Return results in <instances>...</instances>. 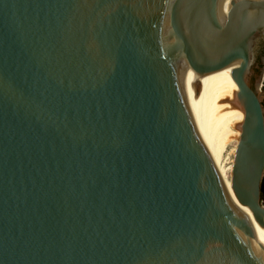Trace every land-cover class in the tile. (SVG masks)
I'll list each match as a JSON object with an SVG mask.
<instances>
[{"label":"water","instance_id":"1","mask_svg":"<svg viewBox=\"0 0 264 264\" xmlns=\"http://www.w3.org/2000/svg\"><path fill=\"white\" fill-rule=\"evenodd\" d=\"M212 1L0 0V264L264 256L201 140L208 72L235 61L232 189L264 227V56L255 87L243 76L264 51V0H228L213 57Z\"/></svg>","mask_w":264,"mask_h":264},{"label":"bare ground","instance_id":"2","mask_svg":"<svg viewBox=\"0 0 264 264\" xmlns=\"http://www.w3.org/2000/svg\"><path fill=\"white\" fill-rule=\"evenodd\" d=\"M230 9L231 4L228 0H213L208 7L204 41L205 48L211 57L216 53V45ZM249 42L253 45L255 38ZM235 64L234 61L208 72L212 90L202 120L201 140L223 187L221 202L234 218L250 226L257 243L264 247V227L254 220L248 208L238 202L232 189L235 156L245 119L244 110L239 104L240 88L232 77ZM250 73L249 70H245L244 78L250 76ZM256 90L262 99L261 86H258ZM249 248V250L246 249L248 259L256 264H264V256L260 254L258 246L252 244Z\"/></svg>","mask_w":264,"mask_h":264},{"label":"rangeland","instance_id":"3","mask_svg":"<svg viewBox=\"0 0 264 264\" xmlns=\"http://www.w3.org/2000/svg\"><path fill=\"white\" fill-rule=\"evenodd\" d=\"M261 56H262V51L260 50L259 55L257 57H261ZM261 69H262V65L257 64V63L252 67V70L249 76V84L251 83L250 85L252 87H255L256 80L261 76ZM263 99H264V96L262 97V101Z\"/></svg>","mask_w":264,"mask_h":264},{"label":"trees","instance_id":"4","mask_svg":"<svg viewBox=\"0 0 264 264\" xmlns=\"http://www.w3.org/2000/svg\"><path fill=\"white\" fill-rule=\"evenodd\" d=\"M263 96H264V79H263V86H262ZM263 105H264V99H263ZM260 198H261V204L264 206V175L260 184Z\"/></svg>","mask_w":264,"mask_h":264},{"label":"flooded vegetation","instance_id":"5","mask_svg":"<svg viewBox=\"0 0 264 264\" xmlns=\"http://www.w3.org/2000/svg\"><path fill=\"white\" fill-rule=\"evenodd\" d=\"M264 56V51L262 50V56L261 57H257L256 63L257 64H261V59Z\"/></svg>","mask_w":264,"mask_h":264}]
</instances>
